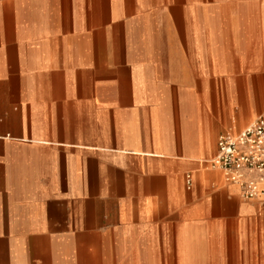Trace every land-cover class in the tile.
Returning a JSON list of instances; mask_svg holds the SVG:
<instances>
[{
  "label": "crops",
  "instance_id": "obj_1",
  "mask_svg": "<svg viewBox=\"0 0 264 264\" xmlns=\"http://www.w3.org/2000/svg\"><path fill=\"white\" fill-rule=\"evenodd\" d=\"M172 2L0 0V264H264L208 164L264 112L262 12Z\"/></svg>",
  "mask_w": 264,
  "mask_h": 264
},
{
  "label": "built area",
  "instance_id": "obj_2",
  "mask_svg": "<svg viewBox=\"0 0 264 264\" xmlns=\"http://www.w3.org/2000/svg\"><path fill=\"white\" fill-rule=\"evenodd\" d=\"M208 164L238 188L242 199H264V112L238 133L220 134L216 154ZM191 181V174L186 173L188 188Z\"/></svg>",
  "mask_w": 264,
  "mask_h": 264
},
{
  "label": "rangeland",
  "instance_id": "obj_3",
  "mask_svg": "<svg viewBox=\"0 0 264 264\" xmlns=\"http://www.w3.org/2000/svg\"><path fill=\"white\" fill-rule=\"evenodd\" d=\"M166 1H168V3H169L167 5H169V6L174 5V2H172L174 0H166ZM178 1H179L178 2L179 5L186 6L188 3L186 1H189V0H178ZM206 1L207 0H198V3L200 6H203V5L205 6ZM170 2H172V4ZM215 6L218 9L221 7V8H227V9L232 8L235 10L239 7H245L246 11L248 13H253L250 15V16H252L251 20L248 19V21H250V22L255 21V15H254L255 12L257 13V15L259 12H262V15L259 14L258 16H262V18H264V0H215ZM257 15H256V17H258ZM250 16H248V18ZM216 23H218V21H216ZM252 120H250V121H252Z\"/></svg>",
  "mask_w": 264,
  "mask_h": 264
}]
</instances>
